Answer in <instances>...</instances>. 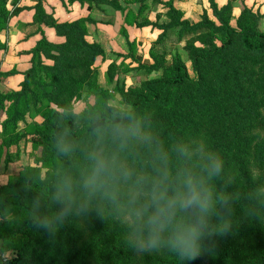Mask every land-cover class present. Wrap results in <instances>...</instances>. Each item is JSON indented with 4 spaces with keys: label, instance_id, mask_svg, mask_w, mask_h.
<instances>
[{
    "label": "trees",
    "instance_id": "1",
    "mask_svg": "<svg viewBox=\"0 0 264 264\" xmlns=\"http://www.w3.org/2000/svg\"><path fill=\"white\" fill-rule=\"evenodd\" d=\"M68 1L88 3L89 9L100 2L114 4L108 0ZM234 1L220 4L209 0L210 11L205 10L196 23L184 19L173 0L165 2L169 21L152 24L164 31L178 28L181 36L192 35L184 48L194 76L178 52L169 65L165 56L157 55L145 68L150 73L161 72L159 76L136 88L118 86L117 93L155 110L161 122L176 133L203 130L247 179L248 165L264 167V28L260 15L246 6L233 24ZM18 13L15 10L14 15ZM11 15L6 11V0H0V30ZM91 21L90 17H82L50 22L38 5L34 22L49 24L65 41H39L32 50V65L22 89L6 95L0 91V111L6 101H12L7 127L15 128L23 119L21 102L29 98L48 101L42 111L43 121L34 131L41 148L38 163L43 164L50 153L54 114L69 100L84 94L85 87L94 102L98 95L103 99L104 90H108L99 85L94 68L105 51L87 38L86 23ZM2 48L0 41V51ZM31 169L26 167L16 182L0 188V238L13 244L11 264H175L174 258L164 255L133 258L122 246L119 229L94 215L84 221L69 220L55 235L31 225L25 219L27 201L34 195L25 191ZM8 212L11 219H6ZM191 264H264V226L242 223L232 233L215 239L213 253L202 254Z\"/></svg>",
    "mask_w": 264,
    "mask_h": 264
},
{
    "label": "clouds",
    "instance_id": "2",
    "mask_svg": "<svg viewBox=\"0 0 264 264\" xmlns=\"http://www.w3.org/2000/svg\"><path fill=\"white\" fill-rule=\"evenodd\" d=\"M103 96L54 114L50 153L27 173L26 221L55 235L94 215L119 229L133 258L175 264L213 253L244 222L264 226V167L248 165L245 179L203 130L176 133L129 96ZM13 256L0 244V264Z\"/></svg>",
    "mask_w": 264,
    "mask_h": 264
},
{
    "label": "rangeland",
    "instance_id": "3",
    "mask_svg": "<svg viewBox=\"0 0 264 264\" xmlns=\"http://www.w3.org/2000/svg\"><path fill=\"white\" fill-rule=\"evenodd\" d=\"M114 4L100 2L81 5L68 0H6V11L11 13L6 25L0 30V91L6 95L22 89L25 74L32 65V50L43 38L52 43H62L65 39L57 35L55 29L45 22H34L35 8L41 5L49 15V21L63 23L82 17H90L86 23L87 38L90 42L100 44L105 56L99 57L94 65L97 70L98 83L103 88L116 92L118 86L126 88L140 87L161 72L150 73L145 66L155 61V56H165L169 65L173 54L179 53L186 61L189 72L194 76L188 59L185 45L191 34L180 35L178 28L164 29L152 23L169 21V8L165 2L171 0H108ZM220 4L228 0H218ZM174 5L183 11L184 19L191 23L199 22L205 10L210 11L209 0H173ZM251 8L261 17L264 28V0H235L233 3L232 23L241 15L244 7ZM19 11L14 15V12ZM7 15V14H6ZM80 97L94 98L87 91ZM80 97L71 99L73 103L83 104ZM12 101L0 111V188L8 187L16 182L20 173L26 168H38L42 163L37 159L41 155L38 138L34 131L43 121V110L47 107L46 100L21 102L23 119L15 128L5 126L9 117L8 109ZM55 107V105H53ZM7 219L12 214L6 213ZM0 212V226L2 225ZM0 244L13 247L9 239L0 238ZM15 251V250H14ZM15 255V252H14ZM14 257V256H13Z\"/></svg>",
    "mask_w": 264,
    "mask_h": 264
}]
</instances>
